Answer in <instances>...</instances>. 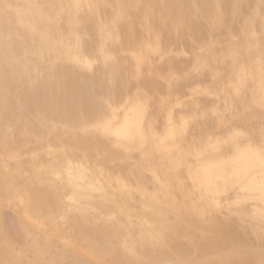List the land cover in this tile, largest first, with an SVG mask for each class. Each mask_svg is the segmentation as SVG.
<instances>
[{"label":"bare ground","instance_id":"6f19581e","mask_svg":"<svg viewBox=\"0 0 264 264\" xmlns=\"http://www.w3.org/2000/svg\"><path fill=\"white\" fill-rule=\"evenodd\" d=\"M251 1L0 0V264H92L50 221L116 264H264Z\"/></svg>","mask_w":264,"mask_h":264},{"label":"rangeland","instance_id":"374dc122","mask_svg":"<svg viewBox=\"0 0 264 264\" xmlns=\"http://www.w3.org/2000/svg\"><path fill=\"white\" fill-rule=\"evenodd\" d=\"M250 3H252V4L249 5L250 7L244 11V14L242 17H245V18L249 17L252 14L253 10L256 9L257 5H259V2L257 4V0H252ZM254 7H255V9H254ZM243 22H244V19L241 18L239 20V23L235 24V26L232 29H230V27H229L228 29L222 31V34L220 33V35H218V37H220L219 39L223 40L225 38L224 39L225 42L222 40L221 41L224 42L228 47H229V45L234 43L236 41V39L238 40L240 38V41H241V37H244L243 36V31H244ZM215 37L217 38V35ZM244 38H242V39H244ZM228 40H230L229 42L232 41L231 44H227ZM240 41H238V42H240ZM208 43H209V35L203 37V40L200 43V45H202V44L207 45ZM224 43H223V45H225ZM176 48L180 49V47H178V46ZM228 77H229V79H231L232 78L231 74H229ZM262 131L264 132V127H263ZM256 139L261 141L260 143H261V145H263L264 135L258 136ZM0 193H1L0 194V214H1L2 210L5 212L6 204H5L4 198H6V194L5 193L3 194L2 192H0ZM2 195H3V197H2ZM1 197H2V200L4 202L1 200ZM12 210L13 209L11 208V211ZM19 210H21V209H19ZM23 220L26 223V225L29 226L27 228L34 230L35 234H39V231H38V228H40L39 226L36 227V225H33V223L30 222L28 219H23ZM45 229L47 231V232L45 231L46 233H44ZM45 229L40 231L42 234V236L40 238H45V237L48 239L52 238L54 240L55 245H56L55 247H59L62 249L65 248V249H70V250L76 251L82 257L91 261L92 264H116V263L111 262L106 257L103 258V256H101V255L93 256L92 254H90L89 251H91L92 247L89 244V242L85 238L80 237L78 235V233L76 232V230L73 229L67 223H62V222L53 223L50 221L49 226H46ZM11 243H13V242H11ZM13 246H15L13 248L16 249V251H18V252H20V251L25 252L28 250L26 248L27 244L25 243V238L23 240H21L20 243H14ZM166 263L167 262H165V260H161V261H157L155 264H166ZM141 264H151V263H150V261H147V259H144L141 262Z\"/></svg>","mask_w":264,"mask_h":264}]
</instances>
